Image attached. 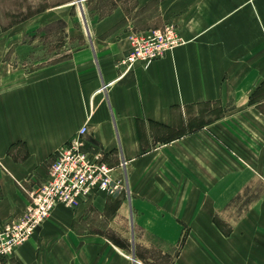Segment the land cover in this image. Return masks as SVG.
I'll return each instance as SVG.
<instances>
[{
	"label": "crops",
	"instance_id": "1",
	"mask_svg": "<svg viewBox=\"0 0 264 264\" xmlns=\"http://www.w3.org/2000/svg\"><path fill=\"white\" fill-rule=\"evenodd\" d=\"M109 2L65 59L0 86V227L83 126L125 190L57 206L0 264H264V0ZM166 23L185 43L123 73L131 35Z\"/></svg>",
	"mask_w": 264,
	"mask_h": 264
},
{
	"label": "built area",
	"instance_id": "2",
	"mask_svg": "<svg viewBox=\"0 0 264 264\" xmlns=\"http://www.w3.org/2000/svg\"><path fill=\"white\" fill-rule=\"evenodd\" d=\"M130 41L129 53L119 62L123 73L131 71L137 64L148 67L185 43L173 23L133 33ZM86 133L87 127L83 126L58 150L48 180L28 192L30 202L25 214L0 227V257L11 256L29 241L57 206L75 209L98 193L115 197L125 190L123 182L114 177L115 169L103 160L102 155L91 156L84 150Z\"/></svg>",
	"mask_w": 264,
	"mask_h": 264
},
{
	"label": "rangeland",
	"instance_id": "3",
	"mask_svg": "<svg viewBox=\"0 0 264 264\" xmlns=\"http://www.w3.org/2000/svg\"><path fill=\"white\" fill-rule=\"evenodd\" d=\"M73 1L76 0H0V30L4 32H0V86L9 82L7 78L18 69L45 68L65 59L68 50L83 43L78 32L100 29L97 21L101 16L97 12L112 9L109 0H83L82 15L79 3L72 4ZM66 2L70 4L54 9L59 20L50 24L33 21L41 11ZM65 15L67 22L60 19ZM117 25L118 29L127 28L126 23ZM66 31L71 38L66 39ZM257 99L264 111V89Z\"/></svg>",
	"mask_w": 264,
	"mask_h": 264
},
{
	"label": "trees",
	"instance_id": "4",
	"mask_svg": "<svg viewBox=\"0 0 264 264\" xmlns=\"http://www.w3.org/2000/svg\"><path fill=\"white\" fill-rule=\"evenodd\" d=\"M257 93H258V92H257ZM257 93H255V95H256Z\"/></svg>",
	"mask_w": 264,
	"mask_h": 264
}]
</instances>
